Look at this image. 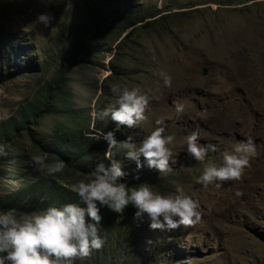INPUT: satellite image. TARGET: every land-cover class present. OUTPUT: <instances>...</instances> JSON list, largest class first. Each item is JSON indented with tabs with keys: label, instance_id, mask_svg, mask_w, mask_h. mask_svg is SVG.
Listing matches in <instances>:
<instances>
[{
	"label": "rangeland",
	"instance_id": "rangeland-1",
	"mask_svg": "<svg viewBox=\"0 0 264 264\" xmlns=\"http://www.w3.org/2000/svg\"><path fill=\"white\" fill-rule=\"evenodd\" d=\"M106 3L114 6L102 12L105 21L131 10H158L156 19H147L152 23L127 29L132 45L114 62L122 75L111 76L107 83L121 78L117 83L121 88L147 94L146 119L127 128L110 123L111 117L101 121L92 116L94 109L110 107L116 100L105 93L103 80L113 71L120 41L117 30L104 34L93 57L96 65L72 67L65 89L76 106L92 117L85 133L99 134L103 127L109 130L102 132L115 133L118 142L131 135L136 144L158 126L165 127V134H174L175 162L170 161L168 173L148 167L143 157V167L137 168L121 148L114 158L121 162L127 181L132 175L151 179L153 189L165 194L183 187L200 201L202 219L193 227L152 230L147 217L142 222L133 219V208L111 227L102 225L104 247L75 264H96L93 258L102 254L103 264H264V0H0V144L8 152L7 160L0 163V170L6 172L0 179V200L24 189L23 210L14 212L30 214L52 205L47 198L52 183L29 189L30 183L47 175L31 157L47 154L48 163L57 160L43 148L58 127L64 130L61 107L40 117L38 124L31 119L21 124L16 118L21 125L10 128L8 136L2 130L20 106L41 107L39 90L46 88L56 69L68 64L81 44L78 32L89 24L92 8ZM41 13L53 15L48 27L36 22ZM160 72L172 77L171 87L164 85ZM176 103L185 106L183 114L176 113ZM158 119L162 125L156 124ZM72 129L79 128L73 124ZM193 131H199L201 146H216L204 162L187 152L186 139ZM249 136L257 151L240 180L219 188L197 183L205 164H219L224 151L231 152ZM66 171L51 178L71 187L90 178ZM27 205L29 210L23 207Z\"/></svg>",
	"mask_w": 264,
	"mask_h": 264
},
{
	"label": "clouds",
	"instance_id": "clouds-1",
	"mask_svg": "<svg viewBox=\"0 0 264 264\" xmlns=\"http://www.w3.org/2000/svg\"><path fill=\"white\" fill-rule=\"evenodd\" d=\"M51 13H41L36 22L48 27ZM159 76L166 87L172 86V77L165 72ZM111 92L116 96L115 103L99 111L93 110L94 119L105 120L111 117L118 126L135 128L146 119L145 111L150 103L147 94L138 89L113 84ZM178 115L185 106L176 103ZM162 125V120L156 121ZM165 127H155L139 144L133 142L131 135L124 141H117L113 132L97 134L86 132L89 139L99 140L101 135L108 141L107 161H100L90 173V178L79 180L72 191L79 196L80 203L52 204L33 213L18 214L12 210L0 211V264H75L84 260L104 247L105 238L101 236L103 216L101 207L121 215L132 205L136 211L133 219L142 222L145 217L150 221L152 230H174L183 226L193 227L202 219L200 201L187 194L183 187L176 186L174 192L155 191L150 183L142 182L129 186L123 178L127 175L121 162L112 158L113 149H124L126 156L134 160L137 168H142L141 157L150 168L160 173L171 171L170 161L174 163L172 146L174 134H165ZM199 131H193L186 139L187 152L199 162H204L209 151H216L215 145L201 146L198 143ZM257 145L249 136L229 152L224 151L221 162L205 164L197 183L208 187L228 181H238L245 169L250 167V159L256 154ZM6 146L0 144V156H7ZM32 163L48 176L63 172L66 164L62 160L48 163L47 154L31 157ZM241 193L237 192V196ZM150 243V241H149Z\"/></svg>",
	"mask_w": 264,
	"mask_h": 264
},
{
	"label": "trees",
	"instance_id": "trees-1",
	"mask_svg": "<svg viewBox=\"0 0 264 264\" xmlns=\"http://www.w3.org/2000/svg\"><path fill=\"white\" fill-rule=\"evenodd\" d=\"M113 6L114 4L106 3L103 8H101L102 4H97L95 8H92L93 13L90 16L89 24L87 23L78 32V35L81 38V44L75 47L74 54L71 57H69L67 60L65 59L66 62L68 61V64L56 69L52 75V78L46 83V88L42 87L39 90L37 100L42 99L41 107H38V104H25L20 106L16 112V117L10 118L8 126L2 130L4 136H8L11 132V130H9L10 128L12 129L14 127H18L30 119L34 124H38L40 117L51 114L56 106L61 107L62 116H64L63 120L61 121V125L64 127V130L63 128L61 129L58 127L55 130V135L53 136L52 141L45 145L43 149L48 154H53L57 160L64 161L66 164V172L72 170L74 174H87L89 177L90 173L94 170L98 162L103 161L110 163L106 159L108 141L102 138L99 140L89 139L85 135V129L89 128L92 117L85 108H79L76 106L70 90L65 89L68 86V74L70 73L72 67H88L91 65H96V60H93V57H95L94 54L100 51L98 47L102 46L100 42L104 41V34L117 30L116 35L120 38V41L117 44L118 46L115 52L116 57L111 63L113 71L103 80V85L106 84L105 93L108 94V96L112 99H116V96L110 90L111 85H107V83L111 76L122 75V73L118 71L119 67L114 65V62L118 59V55L122 53V50L132 45L131 42L133 40L130 39L131 34L130 32H127V29L132 26L137 28L141 25L152 23L147 21V19L155 18L158 12V10H155L149 13H142L140 9H136L125 12L120 16L118 15L114 18H110L109 21H105L104 18L101 17L102 12L107 8H112ZM109 49L111 50V47L108 48V50ZM120 79L121 78H119L115 84H117ZM39 108L42 109L39 110ZM16 118L21 124L15 122ZM108 121L111 123L113 120L109 118ZM86 122H88V127L85 125ZM73 124H75L79 129H72ZM103 130L109 129L101 127V132ZM104 132L105 134L108 133L107 131ZM30 135H32L31 138L35 146H38L36 144L37 140L35 135L32 132ZM114 136L116 137L115 133ZM118 150L119 148L112 150L111 155L113 158L116 157L117 152H119ZM95 158L97 161H95ZM4 159L7 160V156H1L0 163H2ZM4 175H6V172H2V170H0V179H3L1 177ZM26 181H28V179ZM123 181L127 182L129 186L142 182H147L150 184L155 183L151 179L139 178L134 175L131 176V180L127 181L125 178H123ZM50 183H52V186L50 187V192L47 198H49L48 200L51 202V204L63 205L65 203H71L72 201V203H80L78 194L72 191L71 186L66 185L60 180L58 181L56 179H52L51 176L48 175H42L38 181L33 184L30 183L29 189L32 191L35 186L37 188H42L45 186V184ZM23 194L24 189L17 191L14 190L10 197L6 196L5 199L0 200V209L12 211L23 210L20 208L21 203L24 200V197H22ZM26 195H28V193ZM23 207H25L26 210L30 209L28 205ZM43 208L44 206L41 207V209ZM133 208L134 207L132 205H129L126 208L125 213L118 215L111 212L107 207H101V213L103 216L102 225H105L107 228L111 227L114 221L126 218ZM104 256L105 254H102L100 259L94 257L93 260L96 261V264H103ZM107 257L108 259H111V256L107 255Z\"/></svg>",
	"mask_w": 264,
	"mask_h": 264
},
{
	"label": "water",
	"instance_id": "water-1",
	"mask_svg": "<svg viewBox=\"0 0 264 264\" xmlns=\"http://www.w3.org/2000/svg\"><path fill=\"white\" fill-rule=\"evenodd\" d=\"M205 73L207 72V70L205 69V71H204Z\"/></svg>",
	"mask_w": 264,
	"mask_h": 264
}]
</instances>
